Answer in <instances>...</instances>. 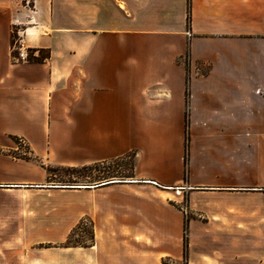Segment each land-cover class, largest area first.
I'll list each match as a JSON object with an SVG mask.
<instances>
[{"label": "crops", "instance_id": "1", "mask_svg": "<svg viewBox=\"0 0 264 264\" xmlns=\"http://www.w3.org/2000/svg\"><path fill=\"white\" fill-rule=\"evenodd\" d=\"M33 3L36 12L0 0V140L20 136L61 166L122 159L128 178L75 191L129 195L76 203L75 225L94 203L100 209L90 243L20 251L11 241L0 244V264L178 261L185 215L175 202L185 194L191 209L234 219L203 228L233 238L198 258L190 244L188 264H264V230L238 228V200L226 191L238 188V168H251L244 152L264 156V0ZM14 25L29 49L49 51L43 62L14 57ZM21 168L30 174L0 176V188L63 190ZM72 226L46 225L34 241L62 242Z\"/></svg>", "mask_w": 264, "mask_h": 264}, {"label": "rangeland", "instance_id": "2", "mask_svg": "<svg viewBox=\"0 0 264 264\" xmlns=\"http://www.w3.org/2000/svg\"><path fill=\"white\" fill-rule=\"evenodd\" d=\"M15 29L21 28L14 25ZM25 28V27H24ZM264 144V137L259 140ZM264 155V152L262 153ZM243 166L251 167L238 168V188L227 189L233 193H227L238 200V228H255L264 230V190H253L252 188H264V156L256 151L249 154L243 153ZM249 155V156H247ZM0 161L3 163H13L18 166H6L0 163V176H27L30 174L21 166H27L38 177H42L45 183L58 184H92L110 178L126 179L130 171L129 165L126 170L122 166V159L110 161L104 164H94L89 167L77 168L72 166H61L50 164L45 157L34 154L28 142L17 135L10 134L0 140ZM131 159H127V164ZM30 165V166H29ZM34 165V168H31ZM36 166V167H35ZM76 188H63V190H36L17 189L5 190L0 188V244H8L11 241L18 243L19 250L25 248H35L43 250L49 247H69L78 244H87L92 239L93 219L91 213L100 211L94 203L93 209L89 208V213L75 225V219L79 212L76 208L77 202H87L89 205L96 201L97 197L107 200H122L129 195L123 189H115L103 194L88 192L84 195L77 194ZM199 200H206L199 193ZM179 203L175 205L184 212L185 221L188 219L189 245L198 258L199 253L204 250L211 251L216 246L224 247L229 244V231L213 235L210 232H202L203 228H225L234 226L229 217L223 214L211 215L206 210L189 207L187 195H181ZM210 201L209 199H207ZM229 213H234V209H229ZM64 221L72 224V228L66 239L62 242H35V238L46 225ZM227 224V225H226ZM226 227V228H227ZM264 234V231H262ZM264 238V236H262ZM215 246V247H214ZM189 250V246H188ZM167 264H188L182 257L178 261L164 260Z\"/></svg>", "mask_w": 264, "mask_h": 264}, {"label": "built area", "instance_id": "3", "mask_svg": "<svg viewBox=\"0 0 264 264\" xmlns=\"http://www.w3.org/2000/svg\"><path fill=\"white\" fill-rule=\"evenodd\" d=\"M24 5L31 11L36 12L33 0H23ZM13 43L12 49L14 51V57L21 61L29 60L30 53L26 44V29L13 28Z\"/></svg>", "mask_w": 264, "mask_h": 264}, {"label": "trees", "instance_id": "4", "mask_svg": "<svg viewBox=\"0 0 264 264\" xmlns=\"http://www.w3.org/2000/svg\"><path fill=\"white\" fill-rule=\"evenodd\" d=\"M13 33H12V43H13ZM38 50L39 51V56L35 57L33 55L34 51ZM29 53H30V57H29V61H35V62H43L48 56H49V51L45 50V49H29ZM188 141V136L186 138V142ZM75 169H77L75 166H72ZM188 228V219L185 221V225H184V236H183V244H184V254L183 257L185 260H187L188 257V246H189V241H188V236L186 234V230ZM65 246H70L68 244H66Z\"/></svg>", "mask_w": 264, "mask_h": 264}, {"label": "water", "instance_id": "5", "mask_svg": "<svg viewBox=\"0 0 264 264\" xmlns=\"http://www.w3.org/2000/svg\"><path fill=\"white\" fill-rule=\"evenodd\" d=\"M122 180L123 179L110 178V179L99 181V182L92 183V184H58V183H53V184H47V186H49V187H61V188H79L82 186L92 187V186H101V185L109 184L112 182H118V181H122ZM0 186H3V185H0ZM252 189L253 190H264V188H252Z\"/></svg>", "mask_w": 264, "mask_h": 264}, {"label": "bare ground", "instance_id": "6", "mask_svg": "<svg viewBox=\"0 0 264 264\" xmlns=\"http://www.w3.org/2000/svg\"><path fill=\"white\" fill-rule=\"evenodd\" d=\"M121 2V1H120ZM181 191H180V189H178V191H177V193H180Z\"/></svg>", "mask_w": 264, "mask_h": 264}]
</instances>
